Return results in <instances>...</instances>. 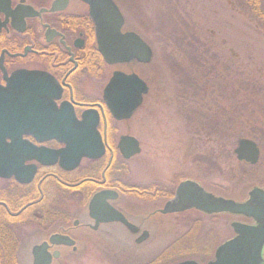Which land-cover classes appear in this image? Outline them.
<instances>
[{
	"label": "rangeland",
	"instance_id": "rangeland-1",
	"mask_svg": "<svg viewBox=\"0 0 264 264\" xmlns=\"http://www.w3.org/2000/svg\"><path fill=\"white\" fill-rule=\"evenodd\" d=\"M113 1L124 20L123 31L137 34L152 52L147 64L115 68L133 70L149 87L140 109L119 126L141 147L127 164L126 182L161 192L190 180L210 195L234 202L246 201L253 188L264 190V23L249 16L241 0ZM260 3L264 12V0ZM79 4L73 2L69 12L84 14ZM187 42L196 49L192 57ZM183 70L189 88L176 75ZM241 138L256 139L262 148L255 173L239 172L241 162L233 150ZM143 195L125 197L118 206L130 218L144 217L148 241L135 245L134 237L118 227L111 229L113 237L97 239L87 233L76 252L62 250L55 264H207L235 236L231 224L247 223L228 214L194 211L149 218L166 202H149ZM64 210L76 218L85 211L84 204L71 203L33 209L43 216L53 213L20 230V264H30L31 247L59 229L53 214Z\"/></svg>",
	"mask_w": 264,
	"mask_h": 264
},
{
	"label": "flooded vegetation",
	"instance_id": "flooded-vegetation-1",
	"mask_svg": "<svg viewBox=\"0 0 264 264\" xmlns=\"http://www.w3.org/2000/svg\"><path fill=\"white\" fill-rule=\"evenodd\" d=\"M75 1L86 9L84 14L69 12ZM111 1L116 5L113 0ZM10 2L14 10L18 6H30L39 15L26 18L22 29L15 20L10 19L1 29L2 67L7 76L18 70H27L41 72L50 77L54 83L50 86L53 96L49 104L53 105L54 111L62 114L63 122L56 129L53 120L43 126L45 131L42 134L35 135L31 132L23 136V140L33 148L55 153L53 156L44 155L38 159L31 156L25 161L26 170H31L29 180L19 182L14 176L0 177V264H10L7 260L9 254L14 255L16 264H20L18 258L22 245L20 230L31 225L35 219L45 216L33 211L41 204L71 203L81 206L84 204L85 211L79 213L78 218L65 210L54 213L53 224L58 223L59 229L31 247L30 264H33V249L36 246L45 244V251L51 257L50 264H55L62 257V250L76 252L77 248L83 245L81 242L87 233L97 239L113 237L111 231L113 227H118L128 236H133L135 245L144 244L150 237L149 232L142 226L144 217L130 218L126 215L128 213L118 206L121 200L136 194V188H139L126 182L127 164L136 156L127 160L119 149L121 138L133 137L128 133H121L119 126L132 118L118 120L113 117L104 99L105 90L115 71L134 73L133 70L122 71L115 69L116 67L122 65L129 67L134 63L144 64L134 60L110 65L104 61L98 51L95 27L89 17L88 6L81 0H10ZM4 19V16L0 15V21L4 22ZM0 85H5L1 70ZM46 97L49 100L50 96L46 94ZM80 125L85 130L75 131ZM65 138L78 139L79 146L92 148L93 157H82L77 166H72L71 157L68 159L69 163L62 164L58 152L66 148V144L62 142ZM180 184L168 192L169 196L161 197V192L156 190L154 194H148L149 198L145 200L156 203L163 199L166 205L174 200ZM101 193H106L105 203L121 214L126 223L97 222L96 218L90 215L89 204L95 195ZM161 210L152 213L149 218L181 215L193 211L186 209L161 214ZM52 213L46 212L45 217L52 216ZM97 215L102 217L103 213L98 212ZM41 229H45V224L41 225ZM52 236L66 237L73 244L51 243ZM55 253L58 254L57 258H54Z\"/></svg>",
	"mask_w": 264,
	"mask_h": 264
},
{
	"label": "water",
	"instance_id": "water-1",
	"mask_svg": "<svg viewBox=\"0 0 264 264\" xmlns=\"http://www.w3.org/2000/svg\"><path fill=\"white\" fill-rule=\"evenodd\" d=\"M81 1L88 6L89 17L95 27L98 51L106 63L117 65L136 60L147 64L151 61V49L143 39L133 32H123V17L111 0ZM10 3V0H0V15L5 18L4 22L0 21V31L9 19L15 20L22 29L26 18L39 15L30 6H18L14 10ZM2 60L3 54L0 58V70L5 84L0 85V177L14 176L19 182H25L24 180L31 177V170H26L24 166L25 161L31 156L38 159L44 155L53 156L55 153L33 148L23 140V136L31 132L35 135L42 134L45 131L43 126L53 120L57 129L63 122L62 114L54 111L53 105L49 104L53 96L50 86L54 83L50 77L41 72L27 70H18L7 76ZM148 92V85L136 74L115 71L105 90L104 99L111 115L118 120H125L132 118L142 106ZM46 94L50 96L49 100ZM94 126L95 123L92 131ZM84 130L80 125L75 131ZM62 142L66 144V148L58 152L62 164L69 163L68 159L71 157L72 166H77L82 157H93L92 148L79 146L78 139L65 138ZM119 149L127 160L141 152L139 142L130 136L121 138ZM233 153L237 161L251 166L256 165L260 157L257 144L249 139H239ZM105 199L106 193L93 197L89 204L90 215L97 222L126 223L121 214L105 203ZM186 209H194L207 215L230 214L252 220V224L233 222L231 227L235 236L219 246L214 259L207 264H263L264 190L253 188L246 201L234 202L212 196L197 183L187 180L177 187L174 200L167 203L160 212L169 214ZM98 212H102L103 216L98 217ZM50 242L57 245L73 244L68 238L60 236H52ZM45 250V244L34 247L33 264H50L51 257ZM57 255L55 253L54 258ZM179 264L197 263L189 260Z\"/></svg>",
	"mask_w": 264,
	"mask_h": 264
},
{
	"label": "trees",
	"instance_id": "trees-1",
	"mask_svg": "<svg viewBox=\"0 0 264 264\" xmlns=\"http://www.w3.org/2000/svg\"><path fill=\"white\" fill-rule=\"evenodd\" d=\"M241 1L243 3L242 8L245 9V11H248L247 8L249 9V16H251V14H252L253 16H255V18H257L262 23H264V12H263V10L261 8L260 0H241ZM175 35H176V33H175ZM186 46H187V48H189V56L192 57L193 54L196 52V49L195 48H192L193 45L191 44V42H187L186 43ZM194 61H198V60H194ZM174 66H173L174 69H178L179 70V68H180L179 65H176L175 64ZM178 73L176 75L179 76V78H180V80H179L180 84L181 83L183 84V88L184 87L185 88H189V84L188 83H185L184 84V80H183L185 78L184 77L185 76L184 70H183V73H180V72H178ZM185 93H186V91H185ZM198 121H199V117H198ZM216 121H217V119H216ZM198 124H200V122ZM249 140L254 141L257 144L258 148H260V150L262 149L256 139H249ZM259 163L260 162H258V164L255 165V166H250V165H247V164H244V163H238V167H239L240 174L243 175L246 171L255 173V171L260 168ZM130 189H133V188H130ZM156 189H157L156 187H154L153 189H149V188L148 189L147 188H145V189L136 188L135 193H137V194H140L141 193V195H142V193H145L146 195H143V197L144 198H149L148 194H154L155 191H156ZM170 191H171V189H163V190H161V193L163 195H164V193L166 194V195H164L162 197L169 196L170 194H168V192H170ZM3 255H5V254H3ZM7 260L10 262V264H16L15 259H14V255L12 256V255L9 254L8 257H7Z\"/></svg>",
	"mask_w": 264,
	"mask_h": 264
}]
</instances>
